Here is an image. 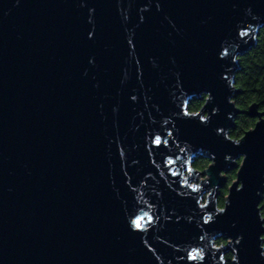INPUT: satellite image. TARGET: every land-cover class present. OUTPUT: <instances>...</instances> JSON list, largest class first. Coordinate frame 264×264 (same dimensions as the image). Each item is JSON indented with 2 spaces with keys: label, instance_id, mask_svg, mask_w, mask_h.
I'll return each mask as SVG.
<instances>
[{
  "label": "water",
  "instance_id": "obj_1",
  "mask_svg": "<svg viewBox=\"0 0 264 264\" xmlns=\"http://www.w3.org/2000/svg\"><path fill=\"white\" fill-rule=\"evenodd\" d=\"M147 2L87 0L96 8V40L91 42L85 40L91 27L89 7H80L81 0H0V264H155L151 253L145 254L139 242L127 236L122 221L132 212H148L159 214L163 223L166 205L161 196L169 185L179 191L174 183L178 178L164 166L163 153L145 159L143 151L134 152L140 163L129 160L128 165L129 175L138 181L132 184L136 192L121 188L118 197L120 172L110 146L117 133L116 105L119 132L126 133L131 124L127 93L137 85L134 77L123 82L125 69L132 70L125 36L131 35L137 21V5ZM229 2L164 0L162 12L153 7L144 13L147 23L137 30L138 50L146 82L161 99L178 71L194 88L177 93V103L202 99L195 88L213 82L208 53L213 36L230 19V10L220 6ZM251 2L259 6L257 11H264V0ZM123 14L131 19L127 31ZM262 28L264 20L259 17L245 18L243 30L250 35L229 41L234 62L225 66L228 82L216 87L215 100L206 108L213 104L219 108L214 123L225 127L227 135L238 114L256 118L240 137L245 138L242 146L234 148L194 133L195 147L184 152L171 148L178 158L171 170L180 173L181 182L195 157L208 158V148L216 151L223 166L230 165L222 156L228 149L248 153L244 172L249 196L236 209L248 234L243 264H258L255 203L264 184V110H258L257 103L246 111L237 108L233 97L239 90L233 79L239 70L236 57L254 46ZM91 57L95 66L88 63ZM150 159L156 160L155 166ZM199 173H187L186 178L190 182ZM199 185L201 193L192 195L202 198L211 188L205 203L217 198L220 189L211 177ZM167 203H174L173 198ZM177 207L188 209L187 204ZM228 227L226 223L224 228ZM166 237L169 244L189 239L187 232L153 233L150 239L158 254L170 251L162 243ZM217 238L207 236L206 253L217 251L213 247Z\"/></svg>",
  "mask_w": 264,
  "mask_h": 264
},
{
  "label": "snow or ice",
  "instance_id": "obj_2",
  "mask_svg": "<svg viewBox=\"0 0 264 264\" xmlns=\"http://www.w3.org/2000/svg\"><path fill=\"white\" fill-rule=\"evenodd\" d=\"M19 2V0H18ZM139 13L137 21L132 27V33L125 36L127 63L131 66V71L126 68L123 82H127L132 77L135 78L136 87L127 93L130 111L133 113L128 131L124 134L119 132V104L113 108V114L117 117L115 126L116 135L110 140V146H114L116 164L120 172V188L116 189L117 196H120L121 188L126 189L130 194L136 192L132 184L138 183L133 176L129 175L131 168L128 161L138 164L140 160L132 153L143 151L145 159H149L153 154H164V166L170 171L172 177L178 179L174 181L179 188L177 191L171 185L163 190L161 202L165 203L164 222L161 223L159 214L153 216L148 212L137 215L132 212L126 220L122 221L123 228L127 236L139 242L141 250L151 253V259L155 264H210L215 260L216 264H243L242 253L247 246V232L241 227L239 219L236 217V209L245 202L249 196L248 176L244 172L246 162L249 159L247 152H235L228 149L222 156L223 160L230 162L229 166H223L218 154L213 148H208L206 153L208 160L206 167L194 169L187 167L190 175L195 171L201 172L205 178L211 177L222 195L218 192V198H214L211 203L202 202V199L192 195L201 193V185L190 183L185 177L180 181V173L171 170L177 163L176 153L171 151L175 147L178 152L187 151L197 145L195 134L210 135L220 143L229 142L234 148L241 147V141L245 138H235L226 134V128L214 123V117L219 114V108L214 104L210 110H206L210 102H214V92L216 87H226L228 75L225 74V67L229 62H234L231 55V39H241L248 37L250 33L243 30L245 18L251 17L255 20L259 17L264 20V11H257L258 5L251 0H230L229 3L220 5L230 10L228 23L213 36L209 49V59L212 69L213 82L195 88L203 97L204 104L197 110L192 111L188 101L177 103V93H183L187 89L194 88L185 78L182 72H175L174 79L170 85L163 90V99L154 90V86L149 85L145 79L144 64L138 50L139 39L137 30L147 23V13L153 7L157 12H162L165 8L164 0H148L147 3L137 5ZM80 7H89L87 0H81ZM95 7H89L88 24L85 40L94 42L96 40ZM125 31L127 25L131 23L130 15L123 14ZM176 28V25H172ZM250 27V25H247ZM132 58L131 60L129 58ZM239 59V57H236ZM88 63L95 66V57H91ZM155 67V61H152ZM231 101L228 100V104ZM142 105V107H141ZM256 130H253L255 132ZM152 166L156 165L155 159H150ZM184 164L181 163V167ZM163 175V173H161ZM222 177V179H217ZM115 184V180H113ZM190 192L186 191L189 190ZM259 197L255 203L256 214L258 215V264H264V184L256 192ZM171 197L174 203H167ZM177 204L188 205L187 210H181ZM228 228H224L225 224ZM187 232L189 239L184 242L173 240L167 243L170 237H166L162 242L167 245L170 251L167 255L158 254V248L151 242V235L156 233L163 235L165 232ZM209 234H214L224 238L223 244H213L216 252H205L204 243ZM176 245H179L178 247ZM220 249H230L221 252ZM183 253V254H182ZM228 254L227 256L225 255Z\"/></svg>",
  "mask_w": 264,
  "mask_h": 264
},
{
  "label": "trees",
  "instance_id": "obj_3",
  "mask_svg": "<svg viewBox=\"0 0 264 264\" xmlns=\"http://www.w3.org/2000/svg\"><path fill=\"white\" fill-rule=\"evenodd\" d=\"M234 82L239 93L234 96L233 101L239 109L246 111L252 103H257L259 108L264 109V28L259 31L254 46L240 55L239 70L235 74ZM203 102V99L192 98L189 102L190 110H197ZM254 123V118L241 113L237 115L234 127L228 134L238 139L246 130L252 128ZM207 160L208 158L205 156H197L190 166L194 169L206 167ZM220 194L222 195V190H220ZM261 211L264 212V209ZM219 240L215 243L223 244L225 242L224 238Z\"/></svg>",
  "mask_w": 264,
  "mask_h": 264
},
{
  "label": "rangeland",
  "instance_id": "obj_4",
  "mask_svg": "<svg viewBox=\"0 0 264 264\" xmlns=\"http://www.w3.org/2000/svg\"><path fill=\"white\" fill-rule=\"evenodd\" d=\"M229 135V134H228ZM239 139V138H238ZM190 166V165H189ZM183 177H187V169H186V171L183 173ZM207 178H205V176L202 174V173H199L198 175H197V177L196 178H193L191 181H190V183H196V184H199V181L200 180H203V181H205ZM221 190V189H220ZM220 190H219V193H220ZM212 190H211V188H208L207 189V191L206 192H204L203 193V196H202V202H205V200H206V197H207V195L211 192ZM218 197V196H217ZM219 239H221L220 237H218L217 239H215V241H218ZM220 241V240H219ZM214 244H216L215 242H214Z\"/></svg>",
  "mask_w": 264,
  "mask_h": 264
},
{
  "label": "flooded vegetation",
  "instance_id": "obj_5",
  "mask_svg": "<svg viewBox=\"0 0 264 264\" xmlns=\"http://www.w3.org/2000/svg\"><path fill=\"white\" fill-rule=\"evenodd\" d=\"M236 74V73H235ZM234 77H235V75H234ZM233 81H234V79H233ZM234 86H235V82H234ZM239 93V92H238ZM236 95V94H235ZM202 99H203V97H202ZM233 99H234V97H233ZM234 102V101H233ZM204 103V102H203ZM236 106V105H235ZM237 107V106H236ZM238 108V107H237ZM241 110V109H240ZM258 110H264V109H262V108H259V106H258ZM242 111H244V110H242ZM241 114V113H240ZM239 115V114H238ZM237 117V116H236ZM236 117L233 119V122L235 121V119H236ZM255 119V122H256V118H254ZM233 127H234V124H233ZM232 127V128H233ZM232 128H230L229 129V131L232 129ZM228 131V132H229ZM196 158V157H195ZM194 160V159H193ZM191 165V164H190Z\"/></svg>",
  "mask_w": 264,
  "mask_h": 264
}]
</instances>
